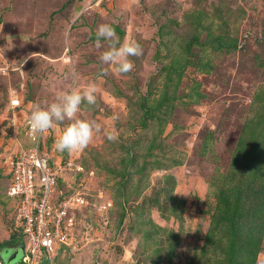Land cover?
<instances>
[{
  "label": "rangeland",
  "instance_id": "374dc122",
  "mask_svg": "<svg viewBox=\"0 0 264 264\" xmlns=\"http://www.w3.org/2000/svg\"><path fill=\"white\" fill-rule=\"evenodd\" d=\"M101 24L142 47L127 75L100 62L108 47H94ZM263 32L264 0H0V240L12 233L4 159L32 145V111L95 84V104H82L77 115L101 126L87 148L55 149L68 120L44 140L54 166L84 170L63 169L58 193L81 191L88 200L76 214L77 250L57 247V263L221 262L214 243L202 251L217 204L214 183L226 185L234 170L238 182L251 169L247 155L264 171ZM194 35L199 42L187 54ZM220 39L227 48H218ZM186 59L192 64L182 70ZM163 93L157 117L143 126L144 103L155 107ZM253 131L248 153L240 148ZM123 198L124 212L116 202ZM24 248L18 239L0 249V260L17 264ZM256 264H264V237Z\"/></svg>",
  "mask_w": 264,
  "mask_h": 264
},
{
  "label": "built area",
  "instance_id": "2783aa9c",
  "mask_svg": "<svg viewBox=\"0 0 264 264\" xmlns=\"http://www.w3.org/2000/svg\"><path fill=\"white\" fill-rule=\"evenodd\" d=\"M28 132L27 126L26 134L32 147L14 151L4 159L9 177L6 196L13 201L11 231L21 239L26 250L19 264H57V247L77 250L76 214L88 204L81 191L69 195L58 193L60 172L84 170L82 166L73 167L72 162L64 168L52 166L41 150L49 131L36 140ZM111 205L108 203L103 208ZM0 264H3L1 260Z\"/></svg>",
  "mask_w": 264,
  "mask_h": 264
},
{
  "label": "trees",
  "instance_id": "16d2710c",
  "mask_svg": "<svg viewBox=\"0 0 264 264\" xmlns=\"http://www.w3.org/2000/svg\"><path fill=\"white\" fill-rule=\"evenodd\" d=\"M258 41L260 45H264V32ZM195 42H199L196 35L193 36V42H190L189 46L186 48L187 54L191 49V44H194ZM217 43L219 49L223 50L227 48V45L223 40H217ZM232 46L233 48L237 47L236 44ZM189 54H191V52ZM185 62V64L181 65L182 70L187 64H192L188 59H186ZM172 68L173 65L167 67V70L169 71L170 69L171 72H176V70L173 71ZM180 77L181 74H179L178 78L180 79ZM164 95L165 94L163 93V97L157 101L155 107L148 108L147 104L144 103V115L141 120L143 126L146 127L150 119L157 117L153 111L164 104L167 99ZM146 101H148V97L146 98ZM263 117L264 115L262 114L259 119V122L261 121V127L264 126ZM256 127H254L255 130H257ZM254 132L255 131L252 132V139H250L251 142L247 143L248 145L245 148L241 147L240 149L251 153V150L248 148H251L252 146L254 148L255 146V143L253 142L255 139V136H253ZM28 142L30 143V141ZM44 147H41L43 154L49 158L50 164L54 166L49 155V149H45ZM234 161L235 159H232V162ZM249 161L250 157L248 158L247 155L246 162L249 163L248 168L251 169L246 173H242L239 181L235 182V184L233 183L236 174L235 170L232 171L230 177L226 179V185L224 183L225 181H222L221 185H219L221 181H219L218 184L217 182L214 183L216 186L220 187L219 191L215 193L217 204L214 207V212L211 216V225L206 233V240L202 247V251H207V247L211 243H214L215 248L224 253V257L221 259V262L218 261V264H256L261 252V243L264 237V171L257 168L260 164L257 160V163H255L254 160L251 162ZM131 162H134V160L132 159ZM259 178H262V181L258 183ZM59 182L60 181H58L57 184V191H59ZM64 195H69V193L65 192ZM122 196L124 197V193L120 192V197L122 198ZM127 201L126 198H123L122 201L116 200L117 204L121 206L123 212L127 209ZM160 208L166 210L163 205ZM123 216L124 214H122L121 221L123 220ZM12 227L13 224L11 223V229ZM169 237H175L173 232L169 233ZM18 238L16 233H12L10 240L1 243L0 249L13 245Z\"/></svg>",
  "mask_w": 264,
  "mask_h": 264
},
{
  "label": "clouds",
  "instance_id": "9594fccd",
  "mask_svg": "<svg viewBox=\"0 0 264 264\" xmlns=\"http://www.w3.org/2000/svg\"><path fill=\"white\" fill-rule=\"evenodd\" d=\"M102 41L107 43V50L101 52L99 60L102 64L113 65L117 73L127 75L134 68V63L130 57H140L143 49L136 41H120L115 29L110 24H101L96 31L94 47L102 48ZM96 86L89 85L83 91L73 89L58 96L55 102L42 108L39 105L32 111L28 122V134L36 140L45 132L62 124L65 120L71 121L56 139L54 147L59 152L69 154L83 151L92 142L94 134L100 133L101 126L94 121L89 122L78 119L77 115L81 111V105L86 103L91 106L96 101ZM107 138L115 141L117 136L108 133Z\"/></svg>",
  "mask_w": 264,
  "mask_h": 264
},
{
  "label": "crops",
  "instance_id": "0c3cea01",
  "mask_svg": "<svg viewBox=\"0 0 264 264\" xmlns=\"http://www.w3.org/2000/svg\"><path fill=\"white\" fill-rule=\"evenodd\" d=\"M7 199H8V198H7ZM8 201H9L10 204L13 203V201H11L10 199H8ZM11 217H12V212H11ZM11 235H12V233H10V235H9L8 237L4 238L2 241L0 240V242H1V243H5V242H7L8 240H10ZM17 238H18V236H17ZM18 239L20 240V238H18ZM20 241H21V240H20ZM10 246H12V245H10ZM10 246H7V247H10ZM25 253H26V250H25V248H24V249L21 250V254H20L21 259H20L19 263L21 262V260H22L23 257L25 256ZM2 263H3V262H2ZM19 263H17V264H19Z\"/></svg>",
  "mask_w": 264,
  "mask_h": 264
},
{
  "label": "flooded vegetation",
  "instance_id": "af4514ba",
  "mask_svg": "<svg viewBox=\"0 0 264 264\" xmlns=\"http://www.w3.org/2000/svg\"><path fill=\"white\" fill-rule=\"evenodd\" d=\"M58 264V263H57Z\"/></svg>",
  "mask_w": 264,
  "mask_h": 264
}]
</instances>
